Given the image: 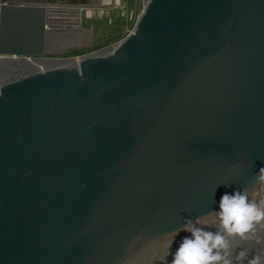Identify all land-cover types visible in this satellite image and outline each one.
I'll use <instances>...</instances> for the list:
<instances>
[{"label":"water","instance_id":"1","mask_svg":"<svg viewBox=\"0 0 264 264\" xmlns=\"http://www.w3.org/2000/svg\"><path fill=\"white\" fill-rule=\"evenodd\" d=\"M61 9L0 0V264H171L223 194L264 202V0H146L77 57Z\"/></svg>","mask_w":264,"mask_h":264},{"label":"clouds","instance_id":"2","mask_svg":"<svg viewBox=\"0 0 264 264\" xmlns=\"http://www.w3.org/2000/svg\"><path fill=\"white\" fill-rule=\"evenodd\" d=\"M264 182V169L257 177ZM217 230H205L198 221L188 219L183 230L190 233L181 240L173 254L171 264H264V257L239 249L238 241L253 233L256 225L264 221V202L258 204L249 198L248 190L225 193L215 212Z\"/></svg>","mask_w":264,"mask_h":264},{"label":"rangeland","instance_id":"3","mask_svg":"<svg viewBox=\"0 0 264 264\" xmlns=\"http://www.w3.org/2000/svg\"><path fill=\"white\" fill-rule=\"evenodd\" d=\"M65 1V2H64ZM52 3L61 10L53 19L58 26L77 25L90 31L87 48L69 51L59 57H77L80 54L113 47L133 27L136 16L146 0H64ZM38 3V2H37ZM76 9V10H75ZM52 20V19H51ZM30 63H33L30 61Z\"/></svg>","mask_w":264,"mask_h":264},{"label":"crops","instance_id":"4","mask_svg":"<svg viewBox=\"0 0 264 264\" xmlns=\"http://www.w3.org/2000/svg\"><path fill=\"white\" fill-rule=\"evenodd\" d=\"M16 2H29V3H45V4H50L56 3V2H63L64 0H12ZM65 2V1H64Z\"/></svg>","mask_w":264,"mask_h":264}]
</instances>
